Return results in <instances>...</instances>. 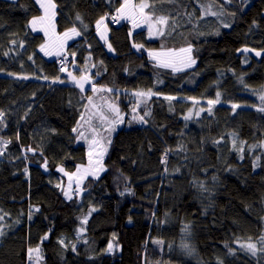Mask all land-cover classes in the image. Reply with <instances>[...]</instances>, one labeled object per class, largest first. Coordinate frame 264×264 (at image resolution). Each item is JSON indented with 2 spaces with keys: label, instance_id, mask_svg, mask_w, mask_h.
Instances as JSON below:
<instances>
[{
  "label": "trees",
  "instance_id": "trees-1",
  "mask_svg": "<svg viewBox=\"0 0 264 264\" xmlns=\"http://www.w3.org/2000/svg\"><path fill=\"white\" fill-rule=\"evenodd\" d=\"M52 1L60 30L82 33L69 49L75 72L112 89L98 97L125 121L104 139L106 171L68 199V174L91 167L89 139L78 136L95 92L41 54L45 37L30 28L44 12L36 0H0V264H264V251L238 244L264 235V59L238 53L264 50V0H147L146 15L168 16L175 29L152 37L109 24L114 54L97 22L124 0ZM186 46L195 68L173 71L149 55ZM217 93L211 112L184 118Z\"/></svg>",
  "mask_w": 264,
  "mask_h": 264
},
{
  "label": "rangeland",
  "instance_id": "rangeland-1",
  "mask_svg": "<svg viewBox=\"0 0 264 264\" xmlns=\"http://www.w3.org/2000/svg\"><path fill=\"white\" fill-rule=\"evenodd\" d=\"M11 1H16V0H11ZM53 2V1H52ZM134 2V1H133ZM54 3V2H53ZM135 3V2H134ZM131 4L132 6H134L135 4ZM146 10V9H145ZM44 11V9H43ZM55 11V16L51 19H45L44 21L40 22L38 21L37 26H36V30H33L32 26L30 25L31 30L34 33H39L42 34L45 37V41L43 42V44L40 46L39 50L41 52V54H43L45 57H47L49 60H63L65 58H68V56L70 55L69 53V49L70 46L77 40H79L80 38H82V33L81 31L75 27L77 29V31L80 33V35H74L71 33V29L73 27H70L64 31H61L58 25V12H57V8L54 9ZM146 15V13H144ZM44 16V12L42 15L39 16H35L33 18H38ZM32 18V20H33ZM104 28L103 30H100V27L98 29V35L100 37V39L102 40V42L105 44L106 48L108 49V51L111 54H114V49L109 41V30H110V25L107 24L106 22L108 21L107 17H104ZM134 19L136 21V25L134 26L133 24V29L135 31H139L145 28L149 29V23L147 21H145L143 19V17L139 14V12L137 11ZM31 20V21H32ZM101 20V19H100ZM154 21V20H153ZM112 24V23H111ZM101 26V29L102 27ZM112 26V25H111ZM156 27H160L159 25H157ZM47 32V35L45 34ZM68 32L69 33V37H64V33ZM152 37L157 36L156 34V28L152 29V33H151ZM61 45H62V50H61ZM109 45L111 46V48H109ZM44 48V51H41V48ZM189 46L183 47V48H187ZM193 51H192V56L193 58L196 60L195 65L191 66V67H184L183 63H181V57H183L185 54H179L178 57H176V66L179 67L182 70H187V69H192L195 68L198 64L197 59L194 56V47L191 46ZM179 49L173 48V49H154V50H150V52H169V51H174L176 53H179ZM60 52L59 55H57L56 53ZM49 53V54H46ZM163 59V58H161ZM159 63L160 60L156 59ZM78 67L77 63H71L69 66H67L66 68H64V74L67 76L69 82L75 86H77L76 82H74L72 80V77L68 75V73H72V76H75L77 78V80H80L81 76H87L88 79L86 81H82L84 83V92H87L88 90L92 89L93 86H95L97 88V85L95 84V78L91 75V74H83V75H79L75 72V69ZM172 68V67H170ZM78 87V86H77ZM80 88V87H79ZM260 92L262 93V95L264 96V85L263 87L260 89ZM99 95V90L95 91V94L93 95H89V98L92 99V104H89V108H88V112L86 113L82 126L85 130V136H88V139L91 140L93 139V137L95 138V140H97L99 143H94L92 144V151H91V167L93 166V168L91 169V167L88 165L86 166V168H89L91 170H93L96 175H82V179L79 180V185L77 184V177L78 174H76L75 172L73 173H69L68 174V178L71 177V181L69 179L68 185L69 183L72 184V188L69 189L68 185H67V189L66 191H69L72 194V197L74 196V194L77 192V188L79 187V196H82L84 193V189L83 186L86 182V180L89 177H94V178H100L103 173L106 171V167L104 164V157L107 154L108 150H109V145L107 143L104 142V139H109V132H106V129L110 127L109 125V121L114 119V114L109 110L108 105L109 104H113L111 103L109 100L105 101L104 98L102 97H98ZM216 104V103H215ZM215 104H208L207 102H196L195 105L192 106V108L188 111V113L184 116V118L186 116L189 115V113H191V117L189 119L186 120H190L193 119L195 117H200L203 114H205L206 112H209L208 109L210 108L212 111V107ZM95 105V107H94ZM116 107H118L116 105ZM119 108V107H118ZM201 109H203V111H201ZM120 110V108H119ZM101 114L106 117V119H101ZM120 115L123 117V120L121 123L115 124L111 127H113L115 130H112L111 132L116 131L118 128L122 127L124 125V121H125V117L124 114L120 111ZM94 128L95 132H93L91 129ZM95 135V136H93ZM257 146L254 147H250V149H255ZM89 151H90V147H89ZM97 161H99V163H97ZM81 168V167H80ZM85 167L81 168V172L83 173V169ZM1 232V229H0ZM264 236V235H263ZM248 243H255L257 245V251L256 254H259L260 249L262 247V245L260 243V240L258 241H245V242H238L240 248L243 249V247H241V245H247ZM3 249V246H0V251ZM246 250V248H244ZM248 252V251H247ZM249 253L251 254V252L249 251ZM255 254V255H256ZM25 257V256H23Z\"/></svg>",
  "mask_w": 264,
  "mask_h": 264
},
{
  "label": "snow or ice",
  "instance_id": "snow-or-ice-1",
  "mask_svg": "<svg viewBox=\"0 0 264 264\" xmlns=\"http://www.w3.org/2000/svg\"><path fill=\"white\" fill-rule=\"evenodd\" d=\"M36 2L40 5L41 8L44 9V16H41V17H38V18H33V20L30 22V25L32 26L33 30H36V26H37V23L38 21L42 22L44 21L46 18L47 19H51L55 16V11L54 9L56 8V5L55 3L52 2V0H36ZM229 2H231V0H229ZM150 7H154V5H150L147 0H143L142 3H140L138 6H132L131 5V0H124L123 4L121 5L120 8L117 9V12L122 15V16H127V18L129 19H132L133 21V24L134 26L136 25V21L134 19V16L136 14V12L138 11L139 14L143 17V19L145 21H147L149 23V32L150 34L152 33V29L153 28H156V34L159 35V36H164L165 35V29L171 27L172 30L175 29V22L173 21L172 25L170 26L169 25V17L168 16H164V15H160V16H156L155 20L153 21V16L155 15V12H150L148 13L147 15H145V9L147 8H150ZM232 15H235V13H232ZM77 20H80V16L77 15L76 17ZM104 17L101 18V20H99L97 22V28L99 29L100 25L103 24L104 22ZM115 19V18H113ZM157 25H159L160 27H156ZM226 27L228 25H225ZM71 33L74 34V35H80V33L77 31V29L75 27H73L71 30ZM47 35V32L45 33ZM64 37H69V33L68 32H65L64 33ZM135 47L139 48V47H142V45H134ZM109 48H111V46L109 45ZM61 50H62V45H61ZM41 51H44V48L42 47L41 48ZM192 47L189 46L187 48H181L179 50V53H176L174 51H169V52H150L149 55L153 58V59H158L160 60V65L161 67H172L173 71H180L181 69L179 67L176 66V57L179 56V54H185L183 57H181V63H183V66L184 67H191L193 65H195L196 63V60L193 58L192 56ZM242 51L244 52H250V51H255L253 49H249V48H244L242 49ZM46 54H49V53H46ZM57 55L60 54V52H57L56 53ZM75 54L73 53V56ZM255 55L256 56H260L261 55V52L260 51H255ZM163 58V59H161ZM62 71L64 70L63 68L61 69ZM69 76L72 77V80L74 82H76L77 86L80 87L81 91L84 90V83L82 81H86L88 79L87 76H81L80 80H77V78L75 76H72V73H68ZM24 79H27V77H22ZM63 82V81H61ZM107 91V92H111L112 89L110 88H100V89H97L95 86H93L92 88V91L95 92V91ZM134 96L136 97H148L150 98L151 96L155 95V93H153L151 90L147 91V92H143V91H138V92H135L133 93ZM165 99H168V100H173L175 99V97H165ZM261 100L264 101V96H261ZM88 102L89 104H92V99L89 98L88 99ZM219 102V93H217V99L216 100H209L208 101V104L212 105V104H215V103H218ZM137 107L139 106L138 104L136 105ZM95 107V105H94ZM234 109L235 108H238L239 105H236L234 104L232 106ZM108 108L109 110L114 114V119L110 120L109 121V125L110 127L106 129V131L109 132V136H110V133L112 130H114L113 125L115 124H118V123H121L122 120H123V117L120 115V110L118 107H116L115 104H109L108 105ZM201 111H203V109H201ZM209 112H211V109L209 108L208 109ZM258 111H261V112H264V107H261L258 109ZM3 113L0 112V119L3 118ZM191 117V113H189L188 116L185 117V119H189ZM81 120H84V116L82 115ZM101 119H106V117H104L102 114H101ZM140 121L143 122V116H141L140 118ZM82 127L81 125L78 124L77 128H73V132H77L78 128ZM93 132H95V129L92 128L91 129ZM234 136V139H233V146L235 147V134H233ZM78 139H85V140H88V137L85 136L84 132L81 131L79 133V136H78ZM89 142V147H90V151H89V155L91 156V151H92V144L94 143H99L97 140H95V138L93 137V139L91 140H88ZM108 143H111V140L110 138L108 139ZM238 151L240 152H243V148H239L237 149ZM0 155H3V152H0ZM89 163L91 164V160L89 161ZM97 163H99V161H97ZM60 171H63V169L61 168ZM77 172H81V169H77ZM67 174V173H66ZM83 174L84 175H96V173L89 169V168H84L83 169ZM82 178V177H81ZM98 178V177H97ZM70 181H71V177H69ZM77 184L79 185V180L77 181ZM57 187H59V185H57ZM69 189L72 188V184L69 183L68 185ZM77 192H79V187L77 188ZM64 195L68 198V199H72V194L69 192V191H65L64 192ZM38 211V209H37ZM91 211H95V209H92ZM0 219H2V217H0ZM82 225L83 224H87V218H84L82 221H81ZM187 228V226H186ZM84 229L81 228L80 229V232H83ZM3 233L0 232V235H2ZM47 235L44 237V239H47ZM61 245H64V241L61 240L59 241ZM86 242V241H85ZM156 243L158 244H162L163 242L162 241H156ZM260 243L261 244H264V236H261L260 237ZM241 247L243 248H246L247 251H250L252 253V255H255L256 254V251H257V245L255 243H248L246 246L245 245H241ZM113 249V245L112 244H109L108 245V251H112ZM72 250L75 251V245L72 246ZM261 251H264V248H261ZM33 253H35L37 255V257H39V254H40V248L37 247V248H29L28 250V255H29V259L32 258L33 256ZM222 264V262H221Z\"/></svg>",
  "mask_w": 264,
  "mask_h": 264
},
{
  "label": "built area",
  "instance_id": "built-area-1",
  "mask_svg": "<svg viewBox=\"0 0 264 264\" xmlns=\"http://www.w3.org/2000/svg\"><path fill=\"white\" fill-rule=\"evenodd\" d=\"M115 18V19H113ZM108 22L110 25L114 26V27H120L123 25H131L133 24L132 19H129L125 16L120 15L117 11H115L108 19ZM112 23V24H111ZM73 57L71 55L68 56V58H65L63 60L60 61V66L63 68H66L67 66H69L72 63Z\"/></svg>",
  "mask_w": 264,
  "mask_h": 264
},
{
  "label": "water",
  "instance_id": "water-1",
  "mask_svg": "<svg viewBox=\"0 0 264 264\" xmlns=\"http://www.w3.org/2000/svg\"><path fill=\"white\" fill-rule=\"evenodd\" d=\"M244 48L252 49V48H250V47H246V46H245V47H242L241 49H239L238 53H239V54H243V55L250 56V57L254 58V59L257 60V61H262V60L264 59V50H255V49H253V50H255V51H260V52H261V55H260V56H256V55H255V51L244 52V51H242V49H244Z\"/></svg>",
  "mask_w": 264,
  "mask_h": 264
},
{
  "label": "crops",
  "instance_id": "crops-1",
  "mask_svg": "<svg viewBox=\"0 0 264 264\" xmlns=\"http://www.w3.org/2000/svg\"><path fill=\"white\" fill-rule=\"evenodd\" d=\"M133 3H134L133 0H131V4H133ZM134 4H135L134 6H138V5H139V4L137 5L136 3H134ZM106 23L108 24V21H107ZM103 25H104V23L100 25V29H99V31H100V30H103V28H104ZM101 26H103L102 29H101ZM99 31H98V32H99ZM109 36H110V30H109ZM89 156H90V155H89ZM90 160H91V158H90ZM75 173L78 174L77 180H81V179H82L81 177H82L83 173H82V172H79V173H78L77 171H76Z\"/></svg>",
  "mask_w": 264,
  "mask_h": 264
}]
</instances>
